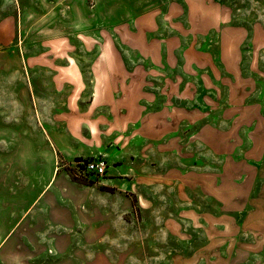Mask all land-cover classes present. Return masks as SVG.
Instances as JSON below:
<instances>
[{"label":"rangeland","instance_id":"374dc122","mask_svg":"<svg viewBox=\"0 0 264 264\" xmlns=\"http://www.w3.org/2000/svg\"><path fill=\"white\" fill-rule=\"evenodd\" d=\"M0 264H264V0H0Z\"/></svg>","mask_w":264,"mask_h":264},{"label":"built area","instance_id":"2783aa9c","mask_svg":"<svg viewBox=\"0 0 264 264\" xmlns=\"http://www.w3.org/2000/svg\"><path fill=\"white\" fill-rule=\"evenodd\" d=\"M78 172L75 173V177L81 180L92 177L97 180L105 177L107 174L108 163L104 159H97L88 162L80 163Z\"/></svg>","mask_w":264,"mask_h":264},{"label":"crops","instance_id":"0c3cea01","mask_svg":"<svg viewBox=\"0 0 264 264\" xmlns=\"http://www.w3.org/2000/svg\"><path fill=\"white\" fill-rule=\"evenodd\" d=\"M107 158H109L110 157V159H111V157H112V154L111 153H108V152H106L105 154H104ZM116 159H117V156H114ZM114 157H112V159H114V164H113V166H114V168H121V170H123L122 168H124V167H121L123 164H120V165H117L118 163L116 162V159L114 158ZM112 162V161H111ZM139 163V162H138ZM117 166V167H116ZM137 166V165H136ZM139 168V167H138ZM138 168H136V169H138ZM135 169V167L134 168H132V170L133 171H138V170H136ZM51 185H49L48 186V188L50 187Z\"/></svg>","mask_w":264,"mask_h":264}]
</instances>
